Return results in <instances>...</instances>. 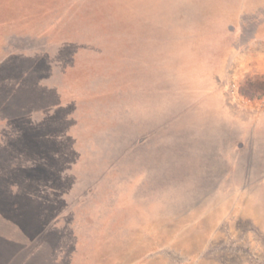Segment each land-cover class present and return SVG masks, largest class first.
Returning <instances> with one entry per match:
<instances>
[{"label":"rangeland","instance_id":"obj_1","mask_svg":"<svg viewBox=\"0 0 264 264\" xmlns=\"http://www.w3.org/2000/svg\"><path fill=\"white\" fill-rule=\"evenodd\" d=\"M263 102L264 0H0V264H264Z\"/></svg>","mask_w":264,"mask_h":264},{"label":"crops","instance_id":"obj_2","mask_svg":"<svg viewBox=\"0 0 264 264\" xmlns=\"http://www.w3.org/2000/svg\"><path fill=\"white\" fill-rule=\"evenodd\" d=\"M233 102H234V100H233ZM231 103H232V101H231ZM263 108H261L260 106L259 107H254V112L257 114V115H261V114H263L264 115V102H263Z\"/></svg>","mask_w":264,"mask_h":264}]
</instances>
